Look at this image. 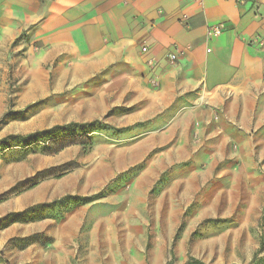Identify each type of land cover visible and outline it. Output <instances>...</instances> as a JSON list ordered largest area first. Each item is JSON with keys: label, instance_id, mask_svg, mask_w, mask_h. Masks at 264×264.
Masks as SVG:
<instances>
[{"label": "crops", "instance_id": "1", "mask_svg": "<svg viewBox=\"0 0 264 264\" xmlns=\"http://www.w3.org/2000/svg\"><path fill=\"white\" fill-rule=\"evenodd\" d=\"M0 50L34 80L20 105L93 82L94 111L133 140L92 184L132 168L133 188L179 216L209 178L264 174V0H0ZM80 179L28 199L83 194Z\"/></svg>", "mask_w": 264, "mask_h": 264}, {"label": "rangeland", "instance_id": "2", "mask_svg": "<svg viewBox=\"0 0 264 264\" xmlns=\"http://www.w3.org/2000/svg\"><path fill=\"white\" fill-rule=\"evenodd\" d=\"M3 56L0 50V264H255L264 257V174L209 178L179 216V205L156 201L157 190L133 188L132 168L116 182L92 184L100 163L133 141L109 112L94 111L93 82L20 105L34 80L13 75ZM44 83L54 91L51 79ZM92 121L29 144L11 138ZM71 174L81 177L83 194L30 203L31 191Z\"/></svg>", "mask_w": 264, "mask_h": 264}, {"label": "trees", "instance_id": "3", "mask_svg": "<svg viewBox=\"0 0 264 264\" xmlns=\"http://www.w3.org/2000/svg\"><path fill=\"white\" fill-rule=\"evenodd\" d=\"M6 116V115H5ZM98 122L96 121H92V122H88V123H70V124H66V125H55L53 127H50L48 129H44V130H40V131H36L34 133H30L27 135H17V136H11V138H17L19 139L21 142H24L25 144H29L34 140H37V138L40 137H48V136H52L55 135L57 133V131L62 130V129H66V128H92L94 126L97 125ZM123 128H121L119 131H122ZM62 141H64L62 139ZM61 141V142H62ZM73 142H69L68 144H64L63 146H61L63 148L71 145ZM31 179V178H29ZM5 197V194L0 196V200ZM19 213H16V215H18ZM264 263V257L259 258L258 261L255 262V264H262ZM184 264H205L204 262H202L201 260L198 259H189L188 261H186Z\"/></svg>", "mask_w": 264, "mask_h": 264}, {"label": "built area", "instance_id": "4", "mask_svg": "<svg viewBox=\"0 0 264 264\" xmlns=\"http://www.w3.org/2000/svg\"><path fill=\"white\" fill-rule=\"evenodd\" d=\"M222 31H223V26L215 25L209 29L208 33L210 36H212V35L220 34ZM169 59H170V61H173V62L176 61V59H177L176 53L169 54Z\"/></svg>", "mask_w": 264, "mask_h": 264}, {"label": "bare ground", "instance_id": "5", "mask_svg": "<svg viewBox=\"0 0 264 264\" xmlns=\"http://www.w3.org/2000/svg\"><path fill=\"white\" fill-rule=\"evenodd\" d=\"M95 175V174H94ZM98 176V175H97ZM186 189V188H185Z\"/></svg>", "mask_w": 264, "mask_h": 264}]
</instances>
